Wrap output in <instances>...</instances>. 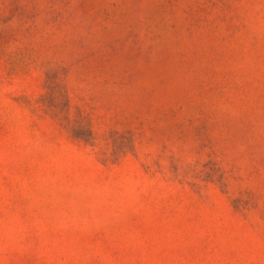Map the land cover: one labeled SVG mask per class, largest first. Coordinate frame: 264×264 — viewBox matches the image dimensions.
I'll return each instance as SVG.
<instances>
[{"label": "rangeland", "instance_id": "obj_1", "mask_svg": "<svg viewBox=\"0 0 264 264\" xmlns=\"http://www.w3.org/2000/svg\"><path fill=\"white\" fill-rule=\"evenodd\" d=\"M0 264H264V0H0Z\"/></svg>", "mask_w": 264, "mask_h": 264}]
</instances>
